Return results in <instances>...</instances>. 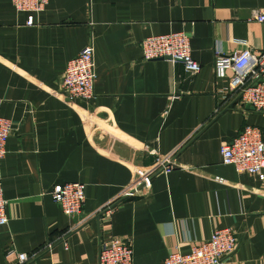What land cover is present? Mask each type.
<instances>
[{"label": "crops", "instance_id": "0c3cea01", "mask_svg": "<svg viewBox=\"0 0 264 264\" xmlns=\"http://www.w3.org/2000/svg\"><path fill=\"white\" fill-rule=\"evenodd\" d=\"M264 0H48L25 26L0 0V117L12 133L0 160L7 223L0 264H97L98 246L127 241L131 264H159L228 228L235 250L220 264H264V181L237 174L219 147L244 126L264 142V113L215 79V53L264 52ZM184 32L199 71L143 61L147 36ZM93 48V97L58 93L68 60ZM165 159L169 173L152 172ZM147 175L130 197L119 194ZM84 185L76 218L50 199L54 185ZM110 203V204H109ZM109 204V211L103 208ZM66 242L63 250L60 242ZM49 245V247H48Z\"/></svg>", "mask_w": 264, "mask_h": 264}, {"label": "built area", "instance_id": "2783aa9c", "mask_svg": "<svg viewBox=\"0 0 264 264\" xmlns=\"http://www.w3.org/2000/svg\"><path fill=\"white\" fill-rule=\"evenodd\" d=\"M47 3L48 0H11L16 13L26 14V27L33 26L34 16L41 13ZM250 20L264 24V7L253 10ZM189 39V35L184 32L147 36L139 44L142 60L165 58L171 64L179 63L185 74L193 76L198 73L199 66L190 56ZM227 70L232 72V77L226 90L237 93L241 105L264 113V52L253 54L244 49L227 56L215 53L213 77L223 79ZM94 79L93 48L88 43L67 61L58 83V93L69 101H88L93 97ZM11 133L9 120L0 117V160L6 154L5 141ZM218 151L223 165L232 167L237 174H248L260 182L264 181V142L258 129L244 126L233 139L221 144ZM167 165L165 159L156 158L152 172L167 174L171 170ZM147 179V175L142 176L123 190L117 199L133 196L140 185L147 183ZM49 195L64 216L76 218L80 215L84 202L83 184L54 185ZM109 204L104 206V213L109 211ZM6 205L0 183V226L8 221ZM60 245L63 250L67 247L65 241H61ZM235 247L236 240L231 229H217L210 233L206 241L191 244L187 253L170 252L159 264H220L234 252ZM15 257L17 264L27 261L25 254L19 253ZM131 258L132 251L127 241L110 239L98 246L97 264H131Z\"/></svg>", "mask_w": 264, "mask_h": 264}, {"label": "water", "instance_id": "95a60500", "mask_svg": "<svg viewBox=\"0 0 264 264\" xmlns=\"http://www.w3.org/2000/svg\"><path fill=\"white\" fill-rule=\"evenodd\" d=\"M163 60H165V58H163ZM249 106L247 105V108H248ZM250 108V107H249Z\"/></svg>", "mask_w": 264, "mask_h": 264}]
</instances>
